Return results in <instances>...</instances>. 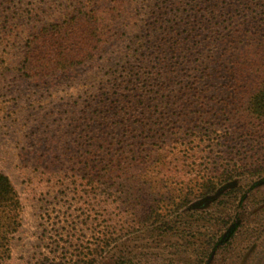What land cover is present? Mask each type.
Returning <instances> with one entry per match:
<instances>
[{
    "label": "trees",
    "instance_id": "obj_1",
    "mask_svg": "<svg viewBox=\"0 0 264 264\" xmlns=\"http://www.w3.org/2000/svg\"><path fill=\"white\" fill-rule=\"evenodd\" d=\"M26 10L33 23L12 26L10 36L24 41L18 56L0 63L3 80L52 83L99 64L107 78L99 80L104 91L81 110L83 119H96L86 133H95L91 139L99 147L113 143V133H133L134 120L144 125L143 108L164 89L180 101L194 89L211 101L225 91L220 100L228 132L264 137V0H68L48 14L34 4ZM163 150L91 149L82 161V178L128 187L122 191L126 213L144 215L146 225L139 229L157 228L161 239L189 244L195 237L185 233L189 216L177 227L174 212L186 208L202 218L191 219L202 222L189 263L203 264L243 226L233 204L237 200L241 207L246 194L264 184V151L240 153L231 165L186 169ZM21 213L20 195L0 170V264L11 259Z\"/></svg>",
    "mask_w": 264,
    "mask_h": 264
},
{
    "label": "rangeland",
    "instance_id": "obj_2",
    "mask_svg": "<svg viewBox=\"0 0 264 264\" xmlns=\"http://www.w3.org/2000/svg\"><path fill=\"white\" fill-rule=\"evenodd\" d=\"M66 1L0 0V63L12 61L21 51L24 37H11L10 31L16 22L25 27L33 23L27 18V7L34 4L48 14ZM1 69L0 170L11 179L22 203L21 225L11 241L8 264H80L83 259L90 264H191L197 248L196 225L202 222L191 219L202 218L186 208L173 213L177 227L189 216L185 233L195 235L189 244L161 239L151 226L139 229L146 225L144 215L125 211L122 191L128 187L118 182L87 184L82 178L87 172L82 169L86 152L123 148L157 153L163 148L169 158L190 169L198 164L231 165L240 153L264 151V137L229 133L225 128L220 100L225 91L211 101L194 89L187 100L180 101L164 89L160 102L159 98L143 108L144 125L134 120L133 133H113L114 142L99 147L100 142L91 139L95 133H86L87 124L94 128L96 119H83L81 112L105 85H99V80L107 79L99 64L80 69L75 79L52 83L20 77L3 80ZM92 105H97L96 100ZM181 125L190 128L172 133ZM222 156L225 159L219 162ZM233 205L240 211L243 226L229 245L203 264H264V184L249 191L241 207L237 200Z\"/></svg>",
    "mask_w": 264,
    "mask_h": 264
}]
</instances>
